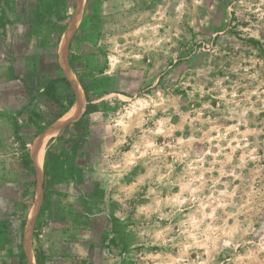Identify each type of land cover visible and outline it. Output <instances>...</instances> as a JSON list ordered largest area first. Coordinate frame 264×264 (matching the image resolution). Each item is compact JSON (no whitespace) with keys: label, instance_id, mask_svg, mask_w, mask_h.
Instances as JSON below:
<instances>
[{"label":"rangeland","instance_id":"1","mask_svg":"<svg viewBox=\"0 0 264 264\" xmlns=\"http://www.w3.org/2000/svg\"><path fill=\"white\" fill-rule=\"evenodd\" d=\"M50 1L32 84L0 61V264H29L30 222L35 264H264V0H82L85 107L39 152L48 86L76 99L51 28L74 0Z\"/></svg>","mask_w":264,"mask_h":264},{"label":"crops","instance_id":"2","mask_svg":"<svg viewBox=\"0 0 264 264\" xmlns=\"http://www.w3.org/2000/svg\"><path fill=\"white\" fill-rule=\"evenodd\" d=\"M52 2L53 0L49 3ZM83 5L82 0H74L73 10L67 16L64 15L66 23L59 28L61 23L59 19L61 18L58 16L51 25L53 32H59L56 46V64L62 73L64 71L60 64L61 54L64 53L68 59L70 42L81 24L79 14ZM40 37L41 39H39ZM21 44L25 52L19 53L17 49ZM32 48H37L42 52L40 60L43 62L44 54H46V0H0V61L5 60L10 76L13 75L15 79L24 80L26 87L32 84L29 80L31 79L30 64L34 67L36 62L33 56L27 54V51ZM19 60L23 64L25 75L19 74L18 76L15 74L14 65ZM0 69H2L1 66Z\"/></svg>","mask_w":264,"mask_h":264},{"label":"bare ground","instance_id":"3","mask_svg":"<svg viewBox=\"0 0 264 264\" xmlns=\"http://www.w3.org/2000/svg\"><path fill=\"white\" fill-rule=\"evenodd\" d=\"M67 36H69V35H67ZM67 36H66V38H67ZM66 38H65V41H66ZM64 42H63V44H64ZM60 64H61V66L63 68L65 76L71 82V84H72V86H73V88H74V90L76 92L75 93L76 94V99H75V103L71 107V109L64 116L59 118L53 124V126L43 136H41V138L38 140V144L39 145H38L37 149H39V152H40L41 147L43 146L44 142L46 141V139H48L51 135H53L57 128L61 127L64 123H66V122H68L70 120H73V119L77 118L78 116H80L82 114L83 110H84V107H85L83 89H82V87H81L76 75L72 71V69H71V67H70V65L68 63L67 57H66V55L64 53L61 54V62H60ZM35 158H36V161L39 159L37 161L38 162L37 165H39L40 169H41L42 168V162H41L42 161V157L40 158L39 154H35ZM40 169H39V172H41ZM39 203H40V199H38V201H37V203H36V205L34 207V210L32 211L31 217L33 216L34 212L37 210V207H38ZM28 220H29V218H28ZM27 224H28V222H27ZM26 226H27V229H26V235L25 236H26V248H27L28 260H29L30 264H35L34 254H33L32 248H31V244H30L31 230H32L31 222L28 225H26Z\"/></svg>","mask_w":264,"mask_h":264},{"label":"trees","instance_id":"4","mask_svg":"<svg viewBox=\"0 0 264 264\" xmlns=\"http://www.w3.org/2000/svg\"><path fill=\"white\" fill-rule=\"evenodd\" d=\"M69 63H70V66H71L72 70H74L76 72L77 71V67H76V63L77 62H76V59H74L73 57H70L69 58ZM65 81L67 83H69L66 78H65ZM46 93H47V95H50L52 97V99L54 100V102L58 106H60V111L54 116V118L52 120H50L48 122L49 125H52L59 118H61L62 117V114L65 113L69 108H71L74 105L75 102L73 100H70V102L67 105H64L62 103V97H60V96H58L56 94V86H55V84H50L48 86V91ZM90 110H91V106L88 105L87 108H86V110H85V112L83 113V117L87 116L89 114ZM68 128L69 127H67L66 129H64V131L61 133V135L58 138H53L51 140V142H54V141H66L67 140V142L69 141V144H70V139L65 136L67 134V132H68ZM57 148L58 147L57 146H54L53 143H51L49 145V148H48V151H47V159H48V161H50V160H52L54 158L55 154L57 153ZM27 161H28V164L32 163V160L30 158H28ZM48 175H49L48 172H46V175H45L46 178H47ZM45 185H46V183H44V188H45ZM29 203L30 202H28L26 206H28ZM23 217H24L23 218V222L25 223L26 220H27L26 219V215L23 216ZM20 264H27L26 257H21L20 258Z\"/></svg>","mask_w":264,"mask_h":264},{"label":"water","instance_id":"5","mask_svg":"<svg viewBox=\"0 0 264 264\" xmlns=\"http://www.w3.org/2000/svg\"><path fill=\"white\" fill-rule=\"evenodd\" d=\"M30 264V263H29Z\"/></svg>","mask_w":264,"mask_h":264}]
</instances>
